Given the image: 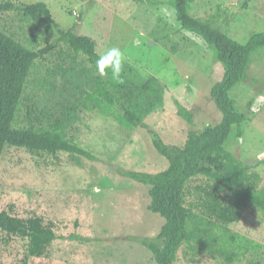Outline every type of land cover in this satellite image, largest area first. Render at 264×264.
I'll list each match as a JSON object with an SVG mask.
<instances>
[{
	"label": "rangeland",
	"instance_id": "rangeland-1",
	"mask_svg": "<svg viewBox=\"0 0 264 264\" xmlns=\"http://www.w3.org/2000/svg\"><path fill=\"white\" fill-rule=\"evenodd\" d=\"M5 1L46 3L62 29L93 38L100 56L111 47L119 48L121 74L132 84L133 94L155 78L163 100L152 101L145 117L148 127L122 126L88 100L89 94L99 95V74L87 56L56 43V35L46 26L18 11L0 14V31L31 50L49 48L29 75L14 127L26 128L31 111L37 128L59 127L65 139L99 157L91 161L69 152L6 147L0 163V213L22 220L42 217L58 239L37 257L31 255L28 239L0 231V264H157L137 239L157 242L165 220L149 210V187L119 169L155 174L168 167L151 131L168 145L182 146L190 130L204 131L220 122L210 91L223 70L213 51L201 37L181 27L171 0ZM191 1L195 17L211 21L238 42L264 32V0H250L248 6L247 0ZM232 96L250 120L242 137L233 130L226 148L244 162L262 161L254 171L261 175L264 188V50L253 56L247 79ZM180 109L192 114L193 124L179 114ZM211 184L203 177L193 179L187 199L201 207L205 191L197 187ZM200 215L196 224L212 227L201 224L200 220L212 219ZM221 229L225 240L231 231L264 245V213L254 207L245 208ZM175 264L228 263L217 252L184 245ZM231 264H264V249H250Z\"/></svg>",
	"mask_w": 264,
	"mask_h": 264
},
{
	"label": "trees",
	"instance_id": "trees-1",
	"mask_svg": "<svg viewBox=\"0 0 264 264\" xmlns=\"http://www.w3.org/2000/svg\"><path fill=\"white\" fill-rule=\"evenodd\" d=\"M191 3V0H171L181 27L201 37L222 67L223 76L210 91L211 99L221 113V120L215 127L204 131L190 130L182 146L168 145L157 132L151 131L153 144L168 160V167L155 174L119 170L126 177L149 187V210L165 220L157 242L137 239L152 252L157 264H175L184 245L195 250L217 252L231 264L250 249H264V245L231 231H227L225 240V232L221 229V226L236 221L247 207L264 213L262 177L254 171L262 161L256 164L244 162L226 148L233 130L236 129L237 136L242 137L244 126L250 120L237 108L232 92L247 79L253 56L264 50V32L252 34L246 43L238 42L211 21L195 17L191 12ZM14 10L24 18L46 26L56 35V43H64L74 52L84 54L96 67L100 57L97 42L89 36L77 35L74 29H62L46 3L0 0V14ZM47 53L49 48L31 50L0 31V163L7 146L26 148L32 153L69 152L91 161L99 160L91 151L65 139L63 129L37 128L31 111L28 112L26 128L14 127L29 75L35 62ZM96 85L99 95H88L93 107L105 115L115 116L127 128L148 127L145 117L152 101L163 100L162 90L155 78L143 84L141 91L135 94L131 91L132 84L122 74L120 81L114 80L111 72L104 76L99 74ZM118 108L120 114L116 112ZM179 114L193 124L189 111L180 109ZM198 177L212 182L208 185L209 189L207 185L204 189L197 187L198 191H205L201 207L196 201L187 199L189 185ZM197 209L201 210L200 213ZM200 214L212 219L200 220V223H210L212 227L204 228L196 224ZM0 231L28 239L30 253L37 257L44 256L58 239L54 228L45 224L42 217L22 220L6 211L0 213Z\"/></svg>",
	"mask_w": 264,
	"mask_h": 264
},
{
	"label": "clouds",
	"instance_id": "clouds-1",
	"mask_svg": "<svg viewBox=\"0 0 264 264\" xmlns=\"http://www.w3.org/2000/svg\"><path fill=\"white\" fill-rule=\"evenodd\" d=\"M123 70V53L117 47L109 48L96 61V71L101 76L107 75L111 72L114 80L120 81Z\"/></svg>",
	"mask_w": 264,
	"mask_h": 264
}]
</instances>
